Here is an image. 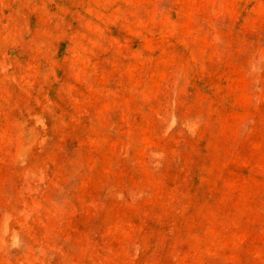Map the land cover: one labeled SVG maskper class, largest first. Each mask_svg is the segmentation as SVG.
<instances>
[{"label": "rangeland", "instance_id": "374dc122", "mask_svg": "<svg viewBox=\"0 0 264 264\" xmlns=\"http://www.w3.org/2000/svg\"><path fill=\"white\" fill-rule=\"evenodd\" d=\"M0 264H264V0H0Z\"/></svg>", "mask_w": 264, "mask_h": 264}]
</instances>
